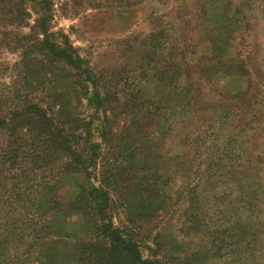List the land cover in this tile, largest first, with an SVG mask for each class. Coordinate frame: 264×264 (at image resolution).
<instances>
[{
  "label": "rangeland",
  "instance_id": "1",
  "mask_svg": "<svg viewBox=\"0 0 264 264\" xmlns=\"http://www.w3.org/2000/svg\"><path fill=\"white\" fill-rule=\"evenodd\" d=\"M29 102L30 176L0 135V264H139L102 214L151 264H264V0H0V108ZM90 122L96 166L60 175Z\"/></svg>",
  "mask_w": 264,
  "mask_h": 264
},
{
  "label": "trees",
  "instance_id": "2",
  "mask_svg": "<svg viewBox=\"0 0 264 264\" xmlns=\"http://www.w3.org/2000/svg\"><path fill=\"white\" fill-rule=\"evenodd\" d=\"M43 32L47 33V30H43ZM63 54L66 55V57L68 59L73 58L72 55L68 53V51H64ZM102 101H103L102 95L95 88L94 92L92 94V97L90 98V104H91V102H93L91 105L96 106V107H101L102 104H100V103ZM32 108H34V104H31V102L26 103V104L14 105V106H12V108L11 107H8V108L1 107L0 108V135L1 136L9 135V130L6 133V129H4V128H8V129L13 130V132H12L13 138L10 141L11 143L9 146L11 148V154L13 153L15 155L13 157V154H12V157L14 159V163H15L14 166L16 167V172H18V177L20 175H29L30 176L32 173V169L28 168L27 166L25 167L26 163L22 160V156H28V155L33 156L34 153L36 152V148H27V147H29L28 146V143H29L28 139L30 138L31 134L34 131H36L35 130V128H36L35 124L33 122H31V121L36 120V116L34 115ZM28 121H30V122H28ZM47 121H49L48 118H47ZM25 124H27V126ZM87 124H88L87 131L91 132V135L88 134L85 138L82 137L81 138L82 139L81 144H78L77 141L73 143L72 139L68 138L70 136H68L66 138V140L62 139V141L60 142V146L63 148V151H64V153H66V155H65V160H63L61 163V167L59 166L61 169V171H60L61 173L56 172L57 170H54V169L58 168V166L55 165V166H52L51 171L48 174L49 176L47 175L48 177L53 176L54 173L55 174L60 173V175H63V174H68V173H82L84 171L88 172L89 169L96 166L97 156H98L97 151L100 149L101 143L95 142L92 139L91 122L87 123ZM23 127L24 128L28 127V128L24 129ZM22 129H24V130H22ZM78 131H80V130H77V132ZM99 131H101L100 127H99ZM68 134H71V132H68ZM64 135H65V132H64ZM79 136L81 137L82 134H79ZM102 136H103V134H102ZM65 137H66V135H65ZM0 148H1V145H0ZM31 150H33V152H30ZM27 153H28V155H27ZM37 155H38V153H37ZM49 158H51V157H48V155H47L46 156L47 161ZM52 158H54V157H52ZM6 169L7 170H4L3 173L7 177V175L10 174V172L8 171V168H6ZM37 169H38V167H36V170ZM34 170H35V168H34ZM8 179L10 180V178H8ZM91 187H92L91 190L100 192L104 196L108 192V190H106L104 188H100V187H97L95 189L94 185H92ZM51 199H53V198H51ZM106 200H107V197H106ZM101 217H102L101 220L104 221L102 226H101L102 235L105 238V240L108 241V244H110L109 248L106 249L109 253H113V252L116 253L120 249L121 250L124 249L125 252H127L133 258V261H135V263L151 264V262L149 260H146V259L142 260L140 252H139L140 245L138 243L132 242L128 238H126L124 231L113 225L112 220H111L110 216H108V214H102ZM29 225L33 228V231L35 233H38L37 236L35 237L36 238V243L34 244L35 246L39 245V244H43V246L41 248L45 249L49 242H52L55 240L54 238L49 239V240L44 238L45 235L47 236L49 233H52V227H51V225H49V219L46 218V221L44 220L43 222L42 221L40 222L39 219H36V220L31 221ZM3 226H4V221H0V227H1L0 228V244L1 243L3 244L4 241H6V238H9V236H11L9 234H7L6 236L1 234V231H3L2 230ZM31 247H33V246L29 245V249ZM95 248H96V246H94V244H92V243L87 246V250L91 252V256H93V254L96 253ZM0 249H1V247H0ZM26 253L28 255V252H26ZM97 255L100 256V251H99V253H97ZM116 258L117 257L109 259L107 264H112L111 261H113ZM94 259L96 261V258H94ZM117 262H119V261H117ZM117 262H115L114 264H118Z\"/></svg>",
  "mask_w": 264,
  "mask_h": 264
}]
</instances>
